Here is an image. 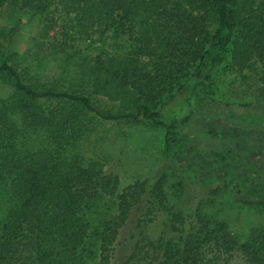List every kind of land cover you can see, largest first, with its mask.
I'll use <instances>...</instances> for the list:
<instances>
[{"label":"trees","instance_id":"obj_1","mask_svg":"<svg viewBox=\"0 0 264 264\" xmlns=\"http://www.w3.org/2000/svg\"><path fill=\"white\" fill-rule=\"evenodd\" d=\"M6 7L39 33L20 71L9 62L16 19L0 62L10 89L0 95V264H114L131 218L120 264H264V226L241 237L202 201L187 212L184 183L168 192L164 170L120 189L106 158L85 149L97 123L146 121L165 130V157L225 181L232 168L180 132L193 112L167 124L159 108L213 72L249 82L250 102L264 103V0H0V16Z\"/></svg>","mask_w":264,"mask_h":264},{"label":"rangeland","instance_id":"obj_2","mask_svg":"<svg viewBox=\"0 0 264 264\" xmlns=\"http://www.w3.org/2000/svg\"><path fill=\"white\" fill-rule=\"evenodd\" d=\"M19 18L21 28L9 62L23 71L24 64L18 62V57L30 56L35 51L33 38H37L39 26L36 20L7 7L0 16V62L5 56V33ZM56 73L54 64L46 68L48 79H53L51 77ZM48 79L46 82H52ZM204 85H200V78H193L159 111L167 124L174 118L193 112L189 124L180 132L205 160L216 159L232 168L225 181L219 180L210 168L203 171L199 165L185 158L165 157V130L146 121L97 123L85 149L89 155L94 153L106 158L105 171L118 177L120 189L135 180L147 179L160 170L167 171L170 178L168 192L174 191L169 188L171 184L184 183L185 192L179 202L187 212L202 201L204 212L214 215L216 220L225 221L233 233L243 237L250 228L264 226V209L248 204L264 201V103L250 102L252 91L247 87L249 82L242 84L232 75L213 72L210 81ZM9 94L10 89L0 85L1 97ZM253 186L259 189L255 195L248 192ZM216 187L221 191L211 197L209 192ZM132 221L133 218L120 231L114 264H120L126 255L127 249L121 245V240L132 230Z\"/></svg>","mask_w":264,"mask_h":264}]
</instances>
